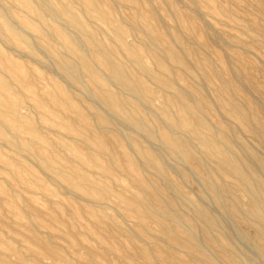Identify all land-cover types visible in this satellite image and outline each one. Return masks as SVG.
<instances>
[{"label": "rangeland", "instance_id": "1", "mask_svg": "<svg viewBox=\"0 0 264 264\" xmlns=\"http://www.w3.org/2000/svg\"><path fill=\"white\" fill-rule=\"evenodd\" d=\"M50 4L81 26L41 0H0V264H264L232 171L264 203V0ZM178 115L214 148L169 126ZM165 202L180 225L150 211Z\"/></svg>", "mask_w": 264, "mask_h": 264}, {"label": "bare ground", "instance_id": "2", "mask_svg": "<svg viewBox=\"0 0 264 264\" xmlns=\"http://www.w3.org/2000/svg\"><path fill=\"white\" fill-rule=\"evenodd\" d=\"M50 1L51 0H41V5L43 7V11L51 14L50 16H53L54 18H59V17L62 16L61 14H64L71 21H73L75 24L80 25L78 19L74 15L68 13V12H70V9L67 6H63L61 10H58L56 7H53L50 4ZM5 26H6V29H8L11 33H14V29H12V26L10 27V25H8L7 23H5ZM65 38L71 44L75 45V43L71 39H68L67 37H65ZM97 52L100 55L101 60L106 63V65L109 68V71L112 74V76L118 81V83L121 85V87L123 89L128 90V91H132V92H136V93H139L140 92V89H139L138 85H132L131 83L125 81L122 78V76H121L120 72L118 71V69L110 61V59L108 57V54H107V52L105 50L98 49ZM60 67L71 78H73L74 80H77L78 79L77 75L75 74V69H74V67L72 65L67 64V63H62L60 65ZM105 99L107 100V102H108V104H109V106H110L111 109H113L115 111H118L119 110L118 107H117V102L115 100V97L112 94H110L108 92H105ZM191 114H192V112H191ZM196 114H198V113H196ZM131 122L136 127L142 128V122L140 120H132ZM167 123L171 127H185V128H187L190 132H192L196 136L198 142L204 148H206V149H213L214 148L215 138H209V137H207V136H205L203 134H200V132H199L200 127L203 126L202 123L198 122L197 123L198 124L197 127H191L190 124H189V122L184 117H182L181 115L173 116V117L167 116ZM151 134H153V133L151 132ZM165 134H167V133H165ZM165 134H163V135H165ZM164 140H165V138H164ZM165 141H167L170 144L174 145L179 150H182L183 151L184 149H186V145H183L181 143H178L177 141L172 140V138H167ZM166 148H168V147H166ZM174 150H176V149L174 148ZM223 160L225 161V158ZM146 162L149 165L156 166V160L153 159V158L148 157L147 160H146ZM232 171L238 176L239 185H241L242 187H245L251 193V195L253 196V204L251 205V209L248 210V215H250L251 217L255 218L259 222L260 228L257 230V235H258V237L260 239H264V203L262 202L261 194H260V192L257 189L251 188L248 185L246 178L242 174H240L237 171V169H235L233 167L232 168ZM223 191L224 192H227V189L224 188ZM220 194H222V193L220 192ZM217 199H219V197H217ZM165 207L166 208L169 207V205L167 204V202H165L163 206L161 205L159 207V209H156V210L154 209V211L153 210H150V211H152L153 213H158L160 215L171 216L173 218V220H174V223H176V225H180L182 223L181 217H177L176 215L172 214L171 211H170L171 213L170 212L167 213L166 210L164 209ZM163 211H164V213H163ZM195 212L199 216V218H201L206 223V230L207 231L214 229V227L216 226L215 217H213L209 212H207V211H205V210H203V209H201V208H199L197 206L195 207ZM260 214H262V216ZM188 232L190 233V236H192V237L194 236V233H193V231L191 229H189ZM226 256H227L226 258H227L228 264H249L247 261H243V260H240V259H236V258L232 257L229 254L226 255ZM249 259H250V257H249Z\"/></svg>", "mask_w": 264, "mask_h": 264}]
</instances>
